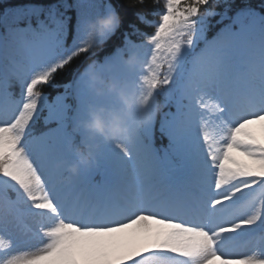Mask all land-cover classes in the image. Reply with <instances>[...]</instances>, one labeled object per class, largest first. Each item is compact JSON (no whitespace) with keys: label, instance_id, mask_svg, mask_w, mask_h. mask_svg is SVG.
Here are the masks:
<instances>
[{"label":"snow or ice","instance_id":"6c2138e0","mask_svg":"<svg viewBox=\"0 0 264 264\" xmlns=\"http://www.w3.org/2000/svg\"><path fill=\"white\" fill-rule=\"evenodd\" d=\"M154 3V32L128 33L111 74L165 110L131 145L97 138L78 174L77 121L112 103L81 82L97 61L83 26L114 8L56 0L0 20V264H264V0Z\"/></svg>","mask_w":264,"mask_h":264},{"label":"clouds","instance_id":"9594fccd","mask_svg":"<svg viewBox=\"0 0 264 264\" xmlns=\"http://www.w3.org/2000/svg\"><path fill=\"white\" fill-rule=\"evenodd\" d=\"M144 0H130V6ZM122 18L115 10L89 19L83 31L93 47H101L120 26ZM123 66L130 71L145 64L142 53L131 49L121 56ZM112 63L93 61L82 74V84L95 96H111L113 103H88L84 115L77 121L76 130L85 133L84 140L76 148L77 159L69 165V171L78 174L81 167L96 162L99 143L122 142L131 145L137 132L150 125L162 109L155 98H146L147 90L136 81L119 79L111 74Z\"/></svg>","mask_w":264,"mask_h":264},{"label":"trees","instance_id":"16d2710c","mask_svg":"<svg viewBox=\"0 0 264 264\" xmlns=\"http://www.w3.org/2000/svg\"><path fill=\"white\" fill-rule=\"evenodd\" d=\"M55 2L56 0H0V20L10 18L11 10L21 5H49ZM107 2L110 3L112 7L120 14L122 22L119 28L116 30L115 34L110 36V38H108L101 47H98L96 49L95 59L100 63H104L107 60H112L116 56L118 51L125 47L127 42L126 36L128 33H132L134 29H138L139 32L131 35L128 38L137 42L143 39L142 35H140L139 33H153L155 30V24L158 23L159 20V14H161L163 11L162 6L160 4L154 3V0H145V3L143 5L137 4L136 6H130V0H107ZM239 2L240 0H237V3ZM250 2L254 5H258L261 0H250ZM222 7L223 5H221V8ZM68 14L69 16L73 17V23H75V13L70 10ZM141 15L145 17L144 21L140 19ZM216 19H218V17L213 18L214 25ZM43 46L44 42L42 40L37 41L33 55H41ZM145 51H147V49H145ZM59 90L60 89H45L50 97L55 95V93ZM162 99L163 98H160L161 101ZM72 103V111L74 114L76 102L73 100ZM164 110L165 109L162 107L161 111L157 115V119H159V114ZM77 135L78 134H76V136ZM157 142L163 143L164 141L158 138ZM96 179H100L99 175H97Z\"/></svg>","mask_w":264,"mask_h":264},{"label":"rangeland","instance_id":"374dc122","mask_svg":"<svg viewBox=\"0 0 264 264\" xmlns=\"http://www.w3.org/2000/svg\"><path fill=\"white\" fill-rule=\"evenodd\" d=\"M121 51L118 53V55L116 56V58L120 55ZM112 103H113V98H112ZM80 134H78V141L80 140ZM109 180H111V177H108ZM94 195H107L108 191L107 189H105L104 191L100 192V190H97L96 192L93 193Z\"/></svg>","mask_w":264,"mask_h":264}]
</instances>
